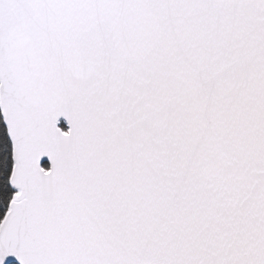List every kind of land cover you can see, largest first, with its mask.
Returning a JSON list of instances; mask_svg holds the SVG:
<instances>
[{
  "label": "snow or ice",
  "instance_id": "1",
  "mask_svg": "<svg viewBox=\"0 0 264 264\" xmlns=\"http://www.w3.org/2000/svg\"><path fill=\"white\" fill-rule=\"evenodd\" d=\"M0 264H264V0H0Z\"/></svg>",
  "mask_w": 264,
  "mask_h": 264
},
{
  "label": "trees",
  "instance_id": "2",
  "mask_svg": "<svg viewBox=\"0 0 264 264\" xmlns=\"http://www.w3.org/2000/svg\"><path fill=\"white\" fill-rule=\"evenodd\" d=\"M2 124H3V118L0 115V125H2ZM0 219H3V214L2 213H0Z\"/></svg>",
  "mask_w": 264,
  "mask_h": 264
},
{
  "label": "water",
  "instance_id": "3",
  "mask_svg": "<svg viewBox=\"0 0 264 264\" xmlns=\"http://www.w3.org/2000/svg\"><path fill=\"white\" fill-rule=\"evenodd\" d=\"M2 116V115H1ZM3 118V117H2Z\"/></svg>",
  "mask_w": 264,
  "mask_h": 264
}]
</instances>
